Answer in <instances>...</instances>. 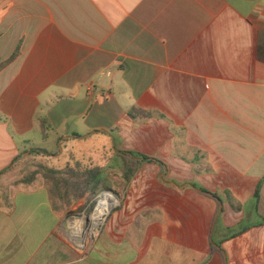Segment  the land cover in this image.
Returning <instances> with one entry per match:
<instances>
[{
  "label": "crops",
  "instance_id": "crops-1",
  "mask_svg": "<svg viewBox=\"0 0 264 264\" xmlns=\"http://www.w3.org/2000/svg\"><path fill=\"white\" fill-rule=\"evenodd\" d=\"M38 134L159 160L82 254L9 177ZM0 264H264V0H0Z\"/></svg>",
  "mask_w": 264,
  "mask_h": 264
},
{
  "label": "rangeland",
  "instance_id": "rangeland-1",
  "mask_svg": "<svg viewBox=\"0 0 264 264\" xmlns=\"http://www.w3.org/2000/svg\"><path fill=\"white\" fill-rule=\"evenodd\" d=\"M91 141H95V139ZM88 146L87 142L79 140L65 143L64 146H57L52 137L46 140L38 134L35 149L37 148L40 152L31 151L27 155H22L18 165L12 167L13 169H11L12 171L9 174V177L14 178V182L12 183L18 185L23 184L20 183L22 179L35 173V181L38 184L54 189L56 180L66 176L69 171L68 169L75 167V162L77 161L84 166H104V186L95 194L87 193L84 197L85 199L75 200L74 196H70L66 201H62L57 196L56 189H54L57 196L56 204L58 212L69 224L66 230L63 229L59 232V237L70 250L72 256L85 252L89 243L95 238L97 226H95L96 222H93V220L96 218L99 202L107 195L109 197L113 195L118 199V187H114V184L117 183L116 178L121 177V169L118 168V162L113 161L112 148L108 146L106 152L104 150L88 151L86 150ZM49 169L64 172L63 174H52L48 171Z\"/></svg>",
  "mask_w": 264,
  "mask_h": 264
},
{
  "label": "trees",
  "instance_id": "trees-1",
  "mask_svg": "<svg viewBox=\"0 0 264 264\" xmlns=\"http://www.w3.org/2000/svg\"><path fill=\"white\" fill-rule=\"evenodd\" d=\"M15 57V55H14ZM154 113L140 109L133 108L129 111L128 115L133 118L140 117L142 119H149L153 116ZM41 124L44 128L48 127V122L45 118L41 120ZM33 152L39 153L40 151L37 149H33ZM115 157H119L124 163H131L132 166H126V172L124 174V178L128 181L130 180L135 173L138 171V164L141 161L144 162H159L157 159H150L141 154L135 153H126L119 151L114 155ZM75 167H71L68 169V173L66 176L61 177L56 180L54 189H56L57 196L60 200L66 201L70 196H74L75 200H81L85 197L87 193L95 194L101 187L104 186L105 182V173L103 165H95V166H84L80 162H75ZM52 174H63L64 171H58L49 169L48 170ZM35 181V173H32L30 176L22 179L20 183L25 185H30ZM54 189L48 187V191L52 197V203L54 205V209L58 210L56 204V194ZM261 185L258 186V189L255 194L256 200L260 198Z\"/></svg>",
  "mask_w": 264,
  "mask_h": 264
},
{
  "label": "bare ground",
  "instance_id": "bare-ground-1",
  "mask_svg": "<svg viewBox=\"0 0 264 264\" xmlns=\"http://www.w3.org/2000/svg\"><path fill=\"white\" fill-rule=\"evenodd\" d=\"M113 205H115V201L111 199V196L109 197L108 195L100 202V205L97 210L98 212L96 214V218H97V221H99V223H100L101 217L104 214L108 213Z\"/></svg>",
  "mask_w": 264,
  "mask_h": 264
},
{
  "label": "built area",
  "instance_id": "built-area-1",
  "mask_svg": "<svg viewBox=\"0 0 264 264\" xmlns=\"http://www.w3.org/2000/svg\"><path fill=\"white\" fill-rule=\"evenodd\" d=\"M107 194V193H106ZM105 194V195H106ZM110 194V193H109ZM105 197V196H104ZM116 199V198H115ZM117 200V199H116ZM102 201V200H101ZM100 201V202H101ZM100 202H99V205H100ZM99 205H98V207H99ZM98 207H97V209H98ZM115 207V205H113L112 207H111V209L109 210V212L108 213H106V214H104L102 217H101V219H100V223L98 224V225H95V226H97V229L95 230L97 233H95V236H97L98 234H99V232L101 231V228L103 227V225H104V223H105V221H106V219H107V217H108V215L111 213V211H112V209ZM97 211V210H96ZM93 222H95V220H93ZM99 228V229H98Z\"/></svg>",
  "mask_w": 264,
  "mask_h": 264
}]
</instances>
